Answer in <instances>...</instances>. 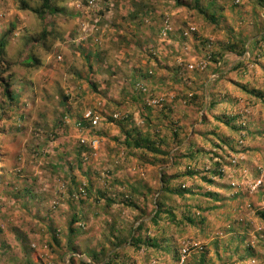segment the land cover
<instances>
[{"label":"rangeland","instance_id":"rangeland-1","mask_svg":"<svg viewBox=\"0 0 264 264\" xmlns=\"http://www.w3.org/2000/svg\"><path fill=\"white\" fill-rule=\"evenodd\" d=\"M178 1L0 0V264H264V4Z\"/></svg>","mask_w":264,"mask_h":264},{"label":"trees","instance_id":"trees-1","mask_svg":"<svg viewBox=\"0 0 264 264\" xmlns=\"http://www.w3.org/2000/svg\"><path fill=\"white\" fill-rule=\"evenodd\" d=\"M193 2V7L195 8L196 11H198L199 13H201L202 15H204V17L206 19H209V20H213L214 18V14H212L210 11L207 10V6L209 4H205L202 8V5L200 4V0H191ZM209 1H213V0H209ZM262 3L264 4V0H261ZM22 3V7L23 8H27L26 4L24 2H21ZM177 3L179 4V1L177 0ZM33 12L37 13L38 15L42 16V13H44V10H48V12H51V11H54V8H51L49 6V0H40V5L36 8H32L31 9ZM253 42H259V41H264V31H261L259 32L258 36H255L252 40ZM3 45L2 42H0V47ZM240 53V51H239ZM210 55V54H209ZM252 94L253 95H256V91L252 90ZM8 98H11L12 96L10 94H7ZM226 124L229 123L228 119L225 121ZM78 124L81 126H83L84 124H86L84 121L80 120L78 122ZM154 134H152L153 136ZM154 137V136H153ZM155 138V137H154ZM80 143H83L80 141ZM161 140L157 141L153 138H150V135L148 133H141L139 131H132V130H127L124 137H123V144L127 147H132L134 149H144L146 151H149V152H152V153H159L160 150H158V147L160 146L161 144ZM208 182H210V180H208ZM177 193V192H175ZM156 204L157 209H153L152 211V215L150 216V221L154 222V217L155 215L157 214V212L159 211V207L161 204H159V201L156 199L155 202H154V205ZM153 205V206H154ZM162 211H165L164 209ZM166 213H168L170 216L171 215V212L169 210L166 211ZM257 215L262 218L264 220V210H261L259 212H257ZM140 228V225H136L133 229H132V232L131 234H129L128 238L126 241H124L125 243L128 241V244H135V245H139V244H146V245H149L151 247H154L155 244H154V241H153V238L151 236H140V233L138 232ZM68 230V237L69 235L72 234L73 232V229L71 226H68L67 228ZM51 236H50V239L52 242H56L57 241V238H56V235L57 233H55L54 230H51ZM68 246L71 248H69L70 250H72V246L70 244V242H68ZM71 252V251H70ZM95 255L93 252H91V255ZM111 256V255H110ZM109 256V257H110ZM109 257L105 258L103 260V262L101 264H107L108 260H109ZM203 262V259L201 258L199 260V263L202 264ZM27 264H31L29 261H27Z\"/></svg>","mask_w":264,"mask_h":264},{"label":"built area","instance_id":"built-area-1","mask_svg":"<svg viewBox=\"0 0 264 264\" xmlns=\"http://www.w3.org/2000/svg\"><path fill=\"white\" fill-rule=\"evenodd\" d=\"M167 29H168V25L164 22V24L162 26V29H161L162 34H164ZM193 29H194V27L190 26L186 30H184L182 33H183V35H186L189 31H193ZM189 67H191V65H189ZM134 85H135V88L136 89L138 88L140 91H144L145 90V88L141 84H139L137 82ZM155 101L156 100H147L146 103L150 104V103H154ZM112 117H117V114L116 113L112 114ZM81 120L89 123L90 126H91V125H95L96 124L98 118L90 110H86L82 114ZM80 141L83 142V138H80ZM93 142H94V140L92 141V143Z\"/></svg>","mask_w":264,"mask_h":264}]
</instances>
